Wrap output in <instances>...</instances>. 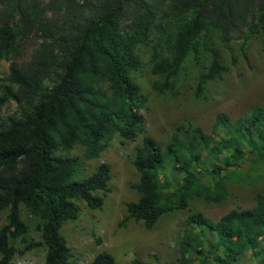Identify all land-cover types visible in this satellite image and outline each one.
Masks as SVG:
<instances>
[{
  "label": "trees",
  "instance_id": "obj_1",
  "mask_svg": "<svg viewBox=\"0 0 264 264\" xmlns=\"http://www.w3.org/2000/svg\"><path fill=\"white\" fill-rule=\"evenodd\" d=\"M0 0V59L8 71L0 78V107L13 101L16 113L0 117V264H10L19 239L22 250L44 247L43 264H73L72 253L60 233L62 224L77 217L76 199L99 208L109 192L110 169L100 162L86 176L78 175L75 157L61 155L74 144L84 146L83 158L97 157L114 135L134 140L144 132L140 108L146 100L131 80L138 64L135 47L145 44L157 13L167 5L179 18L167 38L168 56L159 44L151 47L150 72L163 77L159 91L171 89L188 54L208 55L194 93L205 80L225 70L220 54L208 40L218 34L226 43L245 31L264 43V0ZM50 11L52 16L46 15ZM54 15V16H53ZM43 39L40 48L23 58L30 33ZM246 37V35H244ZM245 57V56H244ZM264 163V97L231 119L214 115L211 133L183 120L161 145L143 134L131 163L138 174L130 187L137 197L126 204L127 219L150 228L164 213L184 209L192 197L219 202L226 182L240 175L225 172L246 157ZM172 174H184L174 186ZM208 179L199 184L201 178ZM99 191L100 194H97ZM22 204L33 217L40 239L27 238L20 218ZM98 241V240H97ZM179 256L162 264H238L250 253L264 264V194L254 204L231 208L216 221L189 212L178 241ZM88 264H115L98 251ZM131 264H146L133 258Z\"/></svg>",
  "mask_w": 264,
  "mask_h": 264
},
{
  "label": "rangeland",
  "instance_id": "obj_2",
  "mask_svg": "<svg viewBox=\"0 0 264 264\" xmlns=\"http://www.w3.org/2000/svg\"><path fill=\"white\" fill-rule=\"evenodd\" d=\"M49 0H39L45 7ZM3 7H0V13ZM46 15L52 16L46 11ZM54 16V15H53ZM179 18L169 13L164 5L157 13L147 42L135 47L138 64L130 72L131 80L146 97L140 108L144 119V132L134 140L122 139L114 134L97 157L83 158L84 146L74 144L70 149H58L57 153L75 157L78 162V175L90 174L98 163L105 162L110 169L108 180L109 192L99 208H89L76 199L77 217L65 221L60 233L72 253L73 264H88L91 258L101 250L110 253L115 264H131L137 258L146 264H162L174 261L179 256L178 241L185 228V219L189 212H200L211 221H216L231 208H245L254 204L256 193L264 194V163L253 161L248 156L236 167L225 170L229 175L236 173L241 180L232 177L226 182L227 195L219 202H210L202 197H192L187 207L166 212L150 227L145 228L140 221L127 219L119 224L126 215V204L137 197V192L130 185L137 181L138 174L131 160L141 136L147 134L158 143H166L176 125L183 120L199 126L204 132L211 133L214 115L225 112L231 119L242 115L252 104L260 103L264 97V43L256 34L247 31L224 43L218 34L208 36L213 40V47L220 54L225 70L220 76L205 80L199 94H195L198 75L205 70L208 62L207 53L199 49L198 53L188 54L178 70L171 89L159 91L155 82H162L163 77L150 72L151 47L159 44L157 50L161 56H168L167 38L173 33ZM246 35V37H244ZM43 39L36 33H30L22 50L23 58L40 48ZM245 56V57H244ZM8 71V62L0 59V78ZM16 113L13 101L0 107V117L6 118ZM184 174H172L174 186L180 183ZM208 179L201 178L199 184H206ZM100 194L99 191H96ZM6 209L0 211V226L5 222ZM20 218L28 225L27 238L39 240V232L34 227L35 217L20 204ZM98 240V241H97ZM16 247L10 264H43L44 247L36 246L22 250L19 239L12 240ZM187 257V264H198L193 255ZM238 264H254L247 252Z\"/></svg>",
  "mask_w": 264,
  "mask_h": 264
}]
</instances>
